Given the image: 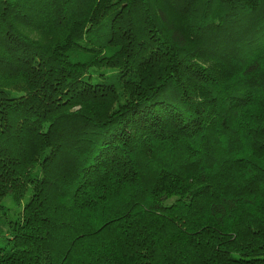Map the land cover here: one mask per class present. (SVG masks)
<instances>
[{
  "label": "trees",
  "instance_id": "trees-1",
  "mask_svg": "<svg viewBox=\"0 0 264 264\" xmlns=\"http://www.w3.org/2000/svg\"><path fill=\"white\" fill-rule=\"evenodd\" d=\"M0 264H264V0H0Z\"/></svg>",
  "mask_w": 264,
  "mask_h": 264
}]
</instances>
